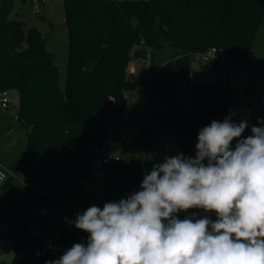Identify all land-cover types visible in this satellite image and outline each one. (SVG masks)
<instances>
[{"label":"trees","instance_id":"trees-1","mask_svg":"<svg viewBox=\"0 0 264 264\" xmlns=\"http://www.w3.org/2000/svg\"><path fill=\"white\" fill-rule=\"evenodd\" d=\"M61 1L67 32L62 85L41 32L17 17L14 0H0V90L18 92L14 119L27 138L17 163L23 178L7 174L0 184V222L8 227L0 238L13 243L11 264H46L76 243L86 245L89 234L75 227L76 215L141 190L145 175L159 164H114V179H103L100 195L81 184L90 174L93 147L107 139L126 107V92L141 83L126 70L134 48L147 46L150 60L165 47L174 52L145 83L139 143L147 149L151 140L168 141L177 155L195 158L199 131L232 115L228 78L192 80L193 54L221 48L231 68L253 54L264 22V0ZM184 92L187 107L177 99ZM253 125L241 138L251 135ZM195 211L204 210L189 209L177 217ZM29 221L40 229L56 227L58 239L31 234Z\"/></svg>","mask_w":264,"mask_h":264},{"label":"clouds","instance_id":"clouds-1","mask_svg":"<svg viewBox=\"0 0 264 264\" xmlns=\"http://www.w3.org/2000/svg\"><path fill=\"white\" fill-rule=\"evenodd\" d=\"M231 116L198 133L195 158L166 157L139 191L90 206L75 227L89 234L46 264H264V121ZM236 140L235 149L231 145ZM217 219L177 214L189 209Z\"/></svg>","mask_w":264,"mask_h":264},{"label":"rangeland","instance_id":"rangeland-1","mask_svg":"<svg viewBox=\"0 0 264 264\" xmlns=\"http://www.w3.org/2000/svg\"><path fill=\"white\" fill-rule=\"evenodd\" d=\"M17 17L23 20L26 26L36 27L45 39L46 48L54 55V63L58 68L59 82L62 85L66 73L67 59V32L63 22V8L61 0H41L37 10L32 9V0H14V10ZM43 16V19L40 17ZM253 54L239 63L228 68L227 62L220 66H213L211 63L191 60L189 71L192 80L202 82L210 81L212 72L221 73L228 78L230 89V111L232 122L239 123L241 120H247L249 125L258 124V121H264V22H262L253 45ZM149 52V49H148ZM174 58V52L171 48L158 51L152 60H139L132 58L129 66L133 67V76L135 80L141 83L127 97V103L136 99H144V87L149 76L155 75L161 65L166 66ZM137 96V97H136ZM178 101L189 106L188 92L177 96ZM134 121L127 122L125 125H119L113 128L107 137V148L111 153H117L120 156L119 163H142L144 160L149 163H162L166 157L177 155V147H174L168 141L151 140L147 149L139 143L138 134L140 126L138 121L141 119V113H144V106L141 103L132 105ZM1 108V107H0ZM18 108V92L16 89L8 90V107L2 109L11 115L10 123L15 126L14 116ZM6 125L1 122L0 126ZM18 126V125H17ZM151 137L157 132L155 128L150 130ZM20 132V131H19ZM18 131H12L2 139L0 144L14 145L18 147ZM124 136L129 145H124L120 141V136ZM8 148V146H5ZM8 174V173H7ZM114 179V165L109 167L107 181ZM95 182V194L100 195L104 180L101 178H90L88 183ZM83 198L79 200L78 205L81 208ZM203 218L208 216L212 221L217 219L215 213H206L205 211H195L181 217ZM8 227L0 222V234L7 231ZM28 231L36 237L45 240L58 239V231L52 226L47 229H40L34 221L28 222ZM13 255V243L10 238H0V264H11ZM31 264V263H28Z\"/></svg>","mask_w":264,"mask_h":264},{"label":"built area","instance_id":"built-area-1","mask_svg":"<svg viewBox=\"0 0 264 264\" xmlns=\"http://www.w3.org/2000/svg\"><path fill=\"white\" fill-rule=\"evenodd\" d=\"M39 2L40 0H32L33 10H37L39 8ZM193 59L200 61V62L211 63L213 66H220L224 62H227V65L229 64V60L226 56L225 51L221 48H216V47H209L205 50H200V51L195 52L193 54ZM129 69L130 67L128 65L126 70L129 71ZM150 77L151 76H149L147 80ZM221 80H224L223 74L221 73L211 74L210 81L219 82ZM125 98L127 100L126 94H125ZM133 104H134L133 102L126 104L125 109L122 112H120L119 115L116 117V119L112 122L109 133L113 128L119 125H125L127 122L130 121L131 118L129 115V108ZM0 107L2 109H6L8 107V90L6 89L0 90ZM106 141L107 139L103 141L102 143L93 147L90 174L88 177L83 178L81 180L82 185L86 184L90 178L104 179L108 174L109 167L119 162L120 156L117 153H111L108 151ZM120 141L124 145H129V142L125 140V137L123 135L120 136ZM6 177H7V172L5 171V169L0 167V184L4 182Z\"/></svg>","mask_w":264,"mask_h":264},{"label":"crops","instance_id":"crops-1","mask_svg":"<svg viewBox=\"0 0 264 264\" xmlns=\"http://www.w3.org/2000/svg\"><path fill=\"white\" fill-rule=\"evenodd\" d=\"M129 64H130V62H129ZM129 67H130L129 72L131 74H133V67L132 66H129ZM132 92H133V90L127 91L126 96L129 98V96L132 94ZM143 100L144 99H142V100L136 99L135 101H132V102L135 105L137 103L142 104ZM132 109H133V107L131 106L129 108V115H130V118L134 120L135 117L133 115ZM3 110L0 108V119H1V122L2 123L5 122L6 125L0 126V143L2 142V139H4V137L7 136V134L9 132L17 130L18 131V133H17L18 147L14 148V145H9V144L7 145L6 144L3 146L2 144H0V167L5 169V171L8 174H12V175L18 177L19 179H22L23 178V172H22L21 168L17 167V163H18L19 158H20V156H21V154L25 148V145H26V139H27L26 138V132L22 127L17 126V125L15 126L14 124H12V122L10 123V120L12 119L11 115L9 113L3 111ZM17 110H18V108H17ZM144 113H145V111H144ZM144 113H141V115H140L141 118L143 117ZM5 146H8V148H5ZM84 188L85 189L89 188L91 190H94V193H95V188H96L95 182H90V183L87 182L86 184H84Z\"/></svg>","mask_w":264,"mask_h":264},{"label":"water","instance_id":"water-1","mask_svg":"<svg viewBox=\"0 0 264 264\" xmlns=\"http://www.w3.org/2000/svg\"><path fill=\"white\" fill-rule=\"evenodd\" d=\"M131 56L138 58L139 60H147L149 56L148 47L145 45L138 46L131 51ZM72 212V205L68 207V217H70Z\"/></svg>","mask_w":264,"mask_h":264}]
</instances>
